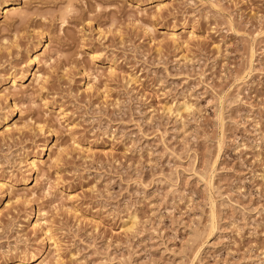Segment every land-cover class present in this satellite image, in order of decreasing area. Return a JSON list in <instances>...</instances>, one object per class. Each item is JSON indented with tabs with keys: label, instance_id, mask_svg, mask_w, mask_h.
<instances>
[{
	"label": "rangeland",
	"instance_id": "1",
	"mask_svg": "<svg viewBox=\"0 0 264 264\" xmlns=\"http://www.w3.org/2000/svg\"><path fill=\"white\" fill-rule=\"evenodd\" d=\"M0 264H264V0H0Z\"/></svg>",
	"mask_w": 264,
	"mask_h": 264
}]
</instances>
